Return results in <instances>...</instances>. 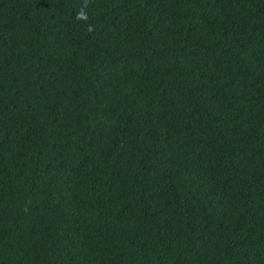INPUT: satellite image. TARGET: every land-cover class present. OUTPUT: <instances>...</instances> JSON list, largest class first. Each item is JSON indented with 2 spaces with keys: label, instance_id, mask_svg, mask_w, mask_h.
<instances>
[{
  "label": "trees",
  "instance_id": "trees-1",
  "mask_svg": "<svg viewBox=\"0 0 264 264\" xmlns=\"http://www.w3.org/2000/svg\"><path fill=\"white\" fill-rule=\"evenodd\" d=\"M0 264H264V0H0Z\"/></svg>",
  "mask_w": 264,
  "mask_h": 264
}]
</instances>
